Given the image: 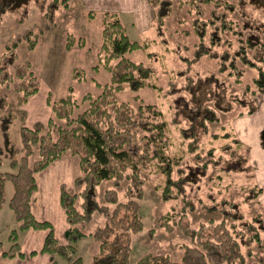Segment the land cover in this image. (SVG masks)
Returning a JSON list of instances; mask_svg holds the SVG:
<instances>
[{
  "label": "trees",
  "instance_id": "obj_1",
  "mask_svg": "<svg viewBox=\"0 0 264 264\" xmlns=\"http://www.w3.org/2000/svg\"><path fill=\"white\" fill-rule=\"evenodd\" d=\"M148 1L155 10L152 25L160 30L164 19L172 12L174 0ZM175 1L180 4V0ZM181 1L193 9L194 32L199 38L196 55L216 57L219 61L217 71L238 86V91H228L230 83L211 72L204 77L188 78L185 87H179L188 95L176 96L175 114L188 121V125L180 129V136L185 151L193 153V161H183V153L171 150L168 120L160 109L142 100L135 106L118 98L117 92L124 85L132 91L155 86L149 81L153 69L125 54L147 43L130 38L117 14L106 12L100 53L102 66L109 70L110 79L98 83L97 93L86 92L81 98H76L72 92L53 100L48 97L52 114L47 127L41 130L20 125V146L10 133L17 114L8 109L0 115V166L7 158L10 168L0 169V209L7 203L17 223L8 232L10 244L5 247L0 240V256L23 258L26 253L21 246L20 232L46 229L40 249L29 251V255L48 253L51 257L47 264H64V261L82 264L78 242L86 235L97 242L91 256L92 264H130L132 238L143 228L138 202L143 195L145 178L142 172L153 170L162 174L161 182L156 185L162 199L179 198L184 203L177 218L175 213L166 214L160 217L161 223L168 229L179 226L189 237L190 244H181L179 259L153 253L149 254L148 264L234 263L244 262L246 257L254 258L251 264H264L263 216L256 213L248 217L241 206L242 202L252 201L260 194V188L255 185L239 199L224 196L227 185L214 191L215 194L211 192L210 202L204 203V208L220 211L219 221L210 219L198 227H191L183 220L184 205L193 207L187 197L189 188L211 181L209 187L213 189L221 182L223 173L248 174L252 171L245 144L223 126L218 131H210L209 124L219 122L224 113L256 110L252 96L264 91V20L254 22L245 15L244 7L250 4L264 9V0H242L236 4L229 0ZM31 5L55 26L57 11L67 8L69 0H0V18L12 12L17 22H23ZM236 8L244 15L242 20L230 17ZM74 38L68 34L66 44H73ZM25 39L28 47L33 48L38 33L29 30ZM22 41L17 39L0 53V84L13 85L19 92L16 104L25 102L38 89L36 79L28 75V63H16L15 49ZM82 41L83 37L79 36L77 42L81 44ZM248 70L253 74L245 80ZM10 104L7 97L0 95V110ZM17 152L19 157L15 156ZM66 152L77 156L79 172L73 177L76 190L70 191L64 183L60 184L59 202L69 225L68 242L61 243L53 232L52 223L39 219L32 206L39 187L37 173ZM34 153L36 158L31 163ZM210 168L214 170L213 175H208ZM124 179L128 181L125 200H120L114 187H119ZM104 180H112L114 187H106L100 201L97 187ZM6 182L12 185L7 199ZM96 211L104 214V222L86 233L82 230L83 224Z\"/></svg>",
  "mask_w": 264,
  "mask_h": 264
},
{
  "label": "rangeland",
  "instance_id": "obj_2",
  "mask_svg": "<svg viewBox=\"0 0 264 264\" xmlns=\"http://www.w3.org/2000/svg\"><path fill=\"white\" fill-rule=\"evenodd\" d=\"M229 1L235 4L242 2V0ZM181 2L180 0V4H178L174 0L172 12L164 19L160 30L152 25L155 10L148 0H106V2L104 0H69L67 8H61L57 11L55 16L57 25L55 26L42 18L39 9L33 5L30 6L28 16L23 22H17L16 16L12 12L4 14L0 18V53L5 52L7 45L12 44L17 39H23L24 41L18 43L15 49L16 63L27 62L28 70H30L28 75H31L32 79L35 78L38 84L37 91L21 104H16L18 103L16 93L19 95V92L13 85L0 84V95H3L5 99L7 97L12 102L0 110V115L8 109L17 114V118L10 129L17 145H21L20 125L40 127L41 130H45L47 127L49 117L52 114L48 97L53 100L72 92L76 98H81L86 92L97 93L100 89L98 83L103 84L109 81L110 72L101 63L100 43L105 13L114 12L130 38L147 43L145 47L127 51L125 54L133 60L142 61L151 66L153 74L149 81L155 84L153 87H142L138 91H132L127 85H124L122 90L117 92L118 98L135 106L138 105L139 100H142L144 103H151L160 109L168 120L169 136L173 143L171 150H175L179 154L183 153V161L190 159L193 161V153L186 152L185 144L181 141L180 129L186 127L188 121L183 116L175 114L174 101L176 96L181 93L188 95L183 89L188 78L204 77L211 72H215L220 80L226 81L227 84L230 83L228 91L237 90L238 86L234 85L231 82L232 79L226 77L224 73L217 71L219 61L216 57L208 54L199 57L196 55L199 38L194 32L193 9L190 10L188 5H183ZM244 8L245 15L254 22L260 19L264 20L263 8L250 4L245 5ZM230 17L237 21L242 20L244 15L242 16L240 10L236 8ZM29 30L38 33V39L33 48L28 47L25 39V33ZM68 34L75 37L70 46L66 44ZM79 36L83 37L81 44L77 42ZM195 56H197L196 59H194ZM75 70L77 72L74 76ZM251 71L248 70L245 73V80H248L253 74ZM179 87L183 88L180 90ZM252 100L256 105L254 112L224 113L220 115L219 122L209 124L210 131H218L223 126L225 129L231 130L245 144L252 171L248 174L222 172L221 182L214 185L213 189L209 187L211 181H204L194 189L189 188L187 197L192 201L193 207L190 208L189 204L184 205L183 220L188 222L191 227H198L201 222H208L210 219L215 221L221 219L220 211H208L204 208V203H209L210 193L215 194L214 191L223 185H227L224 196L231 199L242 198L247 189L254 185L260 188V194L254 200L242 202L241 206L246 216L251 217L256 213H261L264 219V146L262 139L264 134V91L256 92L252 96ZM33 103L35 104L33 105ZM37 104H39V110L34 109ZM19 155L20 153L17 152L15 156L19 157ZM35 158L36 154L34 153L30 158L31 163ZM0 169H10L7 158ZM50 169L59 177L57 179L59 193L61 183H64L70 191L77 189L73 184V177L79 172L76 155L69 152L64 153L37 173L38 181L40 178H45L50 173ZM213 174L214 170L210 168L208 175ZM142 175L145 178L143 195L138 202L143 228L132 238L130 264H148L149 254L153 253H165L172 259H179L182 254L181 244H190V239L177 225H174L172 229L163 226L160 217L175 213L174 217L177 218V214L184 204L183 200L179 198L162 199L160 190L156 186L162 180L161 173L145 170ZM48 176L50 177V175ZM127 183L128 181L124 179L119 187H114L112 180L102 181L97 187V199L102 201L103 190L106 187H114L118 191L119 199L125 200L124 190ZM43 185L45 186V183ZM43 185L41 183V187H44ZM11 192L12 185L10 182H6L5 197ZM36 197L32 208L36 216L40 217L42 214L38 211L44 212L45 210L40 207L41 191L39 189L36 192ZM216 197L220 199L218 195ZM2 207L0 213L4 212L5 215L2 220L4 226L8 225L11 228L16 226L17 223L13 219L12 211L6 205ZM6 211H9L7 212L10 213L9 216ZM47 215L54 217L53 214L47 213ZM39 219L44 220L41 217ZM52 219L45 220L52 223ZM104 219V214L96 211L91 219L83 224L82 230L89 233L97 225L102 224ZM52 226L54 232V225L52 224ZM68 227L66 221V228L68 229ZM56 228L57 232H54L56 238L59 242L66 243L62 232L64 228ZM7 235L5 230L0 231V240L5 247L10 244ZM96 248L97 242L93 237L86 235L80 239L78 254L82 257V264H92L91 256ZM254 248L257 249L258 247L255 246ZM25 253L27 254L26 251ZM253 261L254 258L246 257L244 262L210 264H251Z\"/></svg>",
  "mask_w": 264,
  "mask_h": 264
},
{
  "label": "crops",
  "instance_id": "obj_3",
  "mask_svg": "<svg viewBox=\"0 0 264 264\" xmlns=\"http://www.w3.org/2000/svg\"><path fill=\"white\" fill-rule=\"evenodd\" d=\"M106 2V0H104ZM111 1V0H107ZM35 103H33L34 105ZM34 109H40L39 104H37L36 108ZM36 111V110H35ZM263 139V146H264V134L262 136ZM57 168V167H56ZM58 169V168H57ZM50 173L46 175L45 178H40V181H38L39 185V191H41V198H40V207L44 208V212H40L42 215H40L43 219H52V224L54 225V232H57V228H64L63 229V236L65 238V241L67 242V233H66V220L64 216V212L60 206L59 202V186H58V175L57 173L54 174L53 170L50 169ZM50 175V177L48 176ZM43 177V175H42ZM41 183H45L44 187H41ZM48 183V184H47ZM9 197V195L6 197V199ZM8 206L7 203L4 204V206ZM9 208V207H8ZM3 209V207L1 208ZM0 209V212H1ZM10 210V208H9ZM9 211H6V214L9 216L10 213H7ZM48 214H53L54 217H49ZM13 216V213H11ZM4 212L0 213V231L5 230L6 233H8L11 229L8 225L5 227L2 223V220L4 219ZM38 217V218H40ZM14 219V216H13ZM15 220V219H14ZM46 235V230L43 229H28L26 231H23L22 234H20V242L22 248L27 252V254L23 258H6L0 256V264H47L50 260V254L48 253H41L37 252L34 255H29V251L31 250H38L40 249L43 239ZM58 237V236H57ZM61 240V239H60Z\"/></svg>",
  "mask_w": 264,
  "mask_h": 264
}]
</instances>
